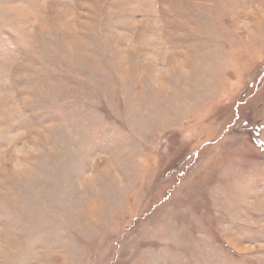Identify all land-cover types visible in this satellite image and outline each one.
<instances>
[{"label":"rangeland","instance_id":"rangeland-1","mask_svg":"<svg viewBox=\"0 0 264 264\" xmlns=\"http://www.w3.org/2000/svg\"><path fill=\"white\" fill-rule=\"evenodd\" d=\"M0 264H264V0H0Z\"/></svg>","mask_w":264,"mask_h":264}]
</instances>
